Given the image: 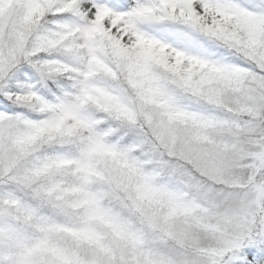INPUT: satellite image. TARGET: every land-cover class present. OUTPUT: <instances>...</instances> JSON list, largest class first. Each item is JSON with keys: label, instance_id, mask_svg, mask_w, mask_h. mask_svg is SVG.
Returning a JSON list of instances; mask_svg holds the SVG:
<instances>
[{"label": "snow or ice", "instance_id": "1", "mask_svg": "<svg viewBox=\"0 0 264 264\" xmlns=\"http://www.w3.org/2000/svg\"><path fill=\"white\" fill-rule=\"evenodd\" d=\"M0 264H264V0H0Z\"/></svg>", "mask_w": 264, "mask_h": 264}]
</instances>
